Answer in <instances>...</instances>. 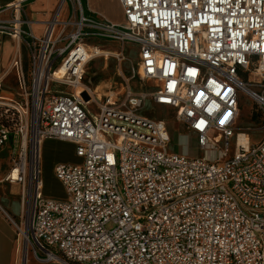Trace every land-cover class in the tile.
Segmentation results:
<instances>
[{"label": "built area", "instance_id": "2783aa9c", "mask_svg": "<svg viewBox=\"0 0 264 264\" xmlns=\"http://www.w3.org/2000/svg\"><path fill=\"white\" fill-rule=\"evenodd\" d=\"M27 1L0 8L13 63L21 70L23 47L28 65L18 104L0 103L23 246L26 235L41 262L60 264H264V136H253L264 131V0H117L122 22L60 0L40 35ZM102 41L119 45L99 55L115 57L122 77L103 92L84 83ZM127 43L137 60L125 78ZM134 76L150 87L134 91ZM243 93L255 126L237 125ZM147 101L173 109L201 155L169 153L166 121L140 113ZM50 139L80 159L53 166L64 198L43 191Z\"/></svg>", "mask_w": 264, "mask_h": 264}, {"label": "crops", "instance_id": "0c3cea01", "mask_svg": "<svg viewBox=\"0 0 264 264\" xmlns=\"http://www.w3.org/2000/svg\"><path fill=\"white\" fill-rule=\"evenodd\" d=\"M12 0H0V8L9 4ZM60 0H29L25 3V15L32 21L31 29L35 35H40L43 30V23L55 12ZM117 1V0H116ZM118 3V1H117ZM114 0H88V11L96 12L112 21H118L122 10ZM68 6L65 4L59 14L60 20L65 18ZM4 16L6 15L3 13ZM18 46L8 36L0 34V103L18 104L22 89V80L28 78V65L25 49L22 47V68L13 63ZM111 85V84H109ZM52 143L56 149L54 154L55 163H76L80 159L75 155L74 144L55 139L45 140L42 145V161L48 143ZM10 147L5 143L0 147V165L6 164L4 169L0 168V264H60L58 262H41L35 254L24 249L21 236L16 231L14 223H22V203L20 200V187L17 184H10L3 181L9 167ZM43 173V170H42ZM58 181V180H57ZM59 182V181H58ZM5 183L8 185V192H5ZM44 194L49 197H58L57 193L45 188Z\"/></svg>", "mask_w": 264, "mask_h": 264}, {"label": "rangeland", "instance_id": "374dc122", "mask_svg": "<svg viewBox=\"0 0 264 264\" xmlns=\"http://www.w3.org/2000/svg\"><path fill=\"white\" fill-rule=\"evenodd\" d=\"M117 3L116 0H114ZM84 12L94 18H98L96 12H90L87 9L88 4H85V0H82ZM118 4V3H117ZM123 17H121L117 22H122ZM104 45L102 46L103 51H115L118 50L119 45L111 41H102ZM93 43H99L97 40H93ZM125 60L120 62V70L125 78L131 75V68L135 66L137 60L135 46L131 43L125 44ZM118 61L115 57L109 55L106 59L104 57H98L92 59L87 68L84 76V83L90 85L91 87H98L102 92L107 89L109 84L113 85L115 83H121L122 77L118 74ZM129 84L134 91H140L146 88H149L150 85L146 82L140 81L137 76H134L132 80H129ZM79 88H77V91ZM90 110L93 113H96L94 106L90 107ZM141 114L155 119H164L168 125L170 135H171V145L168 147L169 153L173 151H183L188 153L190 156L196 157L201 155L197 149L192 138L186 137L189 133L185 127L177 122L174 117L173 109L169 107L157 106L150 101H147L145 107L140 111ZM257 116V110L255 103L247 97L246 94L241 95L240 101V110H239V119L237 121L238 127H248L255 126L256 120L254 119ZM253 136H264V131L255 132ZM55 148L50 142L46 147L44 155V164H42L43 170V180L45 181V188L49 191L57 193L60 198L65 197L64 189L60 182L54 177L53 166L55 163L54 152ZM6 164L0 165L1 169H4ZM5 192H8V185L5 183ZM3 192L0 191V194ZM23 214V211H22ZM18 222V225L23 224ZM30 250V248H29Z\"/></svg>", "mask_w": 264, "mask_h": 264}, {"label": "bare ground", "instance_id": "6f19581e", "mask_svg": "<svg viewBox=\"0 0 264 264\" xmlns=\"http://www.w3.org/2000/svg\"><path fill=\"white\" fill-rule=\"evenodd\" d=\"M90 50H91V53H93V54L96 53V57H95V58L100 57L101 55H99V54H102V53L108 54L107 52L103 51V49L100 48V47H92V46H90ZM76 91H77V89H76ZM104 91H105V90H104ZM240 140H242L241 137H240ZM24 249H25L26 252H27L25 256H27V254H28V250H29V242H28V240H27L26 235H25V239H24Z\"/></svg>", "mask_w": 264, "mask_h": 264}, {"label": "trees", "instance_id": "16d2710c", "mask_svg": "<svg viewBox=\"0 0 264 264\" xmlns=\"http://www.w3.org/2000/svg\"><path fill=\"white\" fill-rule=\"evenodd\" d=\"M254 119H255L256 121H258V120H257V119H258V118H257V116H255V118H254Z\"/></svg>", "mask_w": 264, "mask_h": 264}]
</instances>
